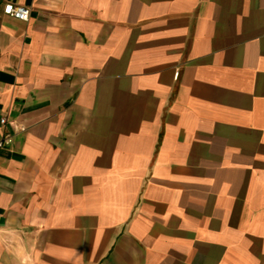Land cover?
<instances>
[{"label": "crops", "instance_id": "crops-1", "mask_svg": "<svg viewBox=\"0 0 264 264\" xmlns=\"http://www.w3.org/2000/svg\"><path fill=\"white\" fill-rule=\"evenodd\" d=\"M2 118L0 264H264V0H0Z\"/></svg>", "mask_w": 264, "mask_h": 264}, {"label": "built area", "instance_id": "built-area-1", "mask_svg": "<svg viewBox=\"0 0 264 264\" xmlns=\"http://www.w3.org/2000/svg\"><path fill=\"white\" fill-rule=\"evenodd\" d=\"M3 12L7 15H10L14 18L27 21L30 16V10L29 8L17 4H12L10 2L4 4L3 6ZM1 124L3 126L6 125V118H2L0 120ZM25 130V127L23 125H18L15 127V131L9 132V131H4L2 138L0 139V147L8 146L16 132H21Z\"/></svg>", "mask_w": 264, "mask_h": 264}]
</instances>
